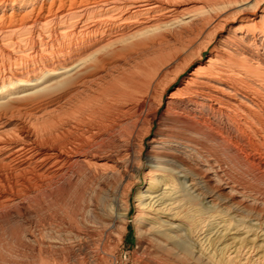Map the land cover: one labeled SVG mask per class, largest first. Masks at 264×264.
Returning a JSON list of instances; mask_svg holds the SVG:
<instances>
[{
	"label": "bare ground",
	"instance_id": "obj_1",
	"mask_svg": "<svg viewBox=\"0 0 264 264\" xmlns=\"http://www.w3.org/2000/svg\"><path fill=\"white\" fill-rule=\"evenodd\" d=\"M194 1L205 11L190 10V0H0V170L20 174L15 186L0 182V206L14 205L30 183L78 168L132 173L144 180L135 215L143 242L169 246L183 229L221 237L259 204L258 194L226 178L216 144L244 150L264 169V0ZM194 62L163 111L137 125L132 117L155 105L156 87L161 105ZM117 105L131 120L114 122L127 128L121 137L110 127L123 145L112 150L104 138ZM62 114L84 137L57 148L38 141L35 126ZM253 213L251 227L264 223Z\"/></svg>",
	"mask_w": 264,
	"mask_h": 264
},
{
	"label": "rangeland",
	"instance_id": "obj_2",
	"mask_svg": "<svg viewBox=\"0 0 264 264\" xmlns=\"http://www.w3.org/2000/svg\"><path fill=\"white\" fill-rule=\"evenodd\" d=\"M190 1H193L189 2L190 10L197 13L205 11L199 3ZM176 31L175 34L173 33L174 38L181 40L185 37L184 32L176 33ZM198 41L195 40L191 47L196 48ZM174 43L176 42L171 46L176 45ZM195 65L194 62L177 83L166 89L161 105H157L162 90V85L159 84L156 87V92L159 93H155V103H153L155 105L139 112L143 116L139 113L134 114L132 120L137 119L139 126L145 124L142 126L144 129L148 124L147 113L156 111L160 114L171 90ZM125 107L117 105L119 110L108 117L110 126L106 130L108 132L105 134L104 144L112 150H116L121 144L117 140L118 132L121 137L127 130L125 127H117L115 123L120 122L122 125L125 123L124 126L126 124L128 126L126 120H131L130 115L124 117L122 114ZM65 116L67 114L64 116L62 114L60 117L56 115L45 124L38 123L35 126L38 136L40 135L38 141L57 148L59 145L82 139L84 137L82 126L73 125L72 128V123L66 124ZM155 125L157 120L154 121V127ZM111 126L117 134L110 128ZM122 129L124 131H121ZM113 133L116 135L114 136ZM145 141L148 142V139ZM145 141L143 146L146 151L148 143ZM216 145L217 149H220L219 156L225 161L226 178L244 183L251 192H254L253 194H258L257 196L261 198L256 207L247 208L244 213L246 216L241 219L232 218V225L221 237L219 235L213 236L212 239H201L204 235L199 238L200 232L198 235L197 232L191 235L183 229L180 239L169 246L160 245L156 241L147 244L143 242L144 229L135 220L138 211L136 193L139 184L144 181L143 178L136 179L132 173L126 177L121 174L120 176L117 172L102 174L100 171L88 172L78 168L76 175L69 176L72 175L69 174L67 178L46 182L43 185L30 183L24 193H18L19 199L13 203L14 205L0 206V264H264V223L259 222L257 226L251 227V223H256V220L251 219L253 216L249 217L256 211L264 216V169L252 164L244 150L238 148L228 152L223 148L224 143ZM120 146L117 150L123 148L122 144ZM137 150L138 147L135 149V154L129 157V159L133 157L131 160L135 163L138 162V158L135 157L138 155ZM15 174H19L16 173L15 168L0 170V182H11L15 186L14 182L20 177V174L18 176ZM125 212L126 215H123ZM113 217H116V223L109 226L107 220ZM212 222V218L210 222L206 220L207 225L203 223L202 230L210 228ZM242 224L243 226L238 227ZM235 236L237 239L233 238Z\"/></svg>",
	"mask_w": 264,
	"mask_h": 264
}]
</instances>
